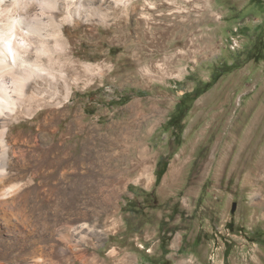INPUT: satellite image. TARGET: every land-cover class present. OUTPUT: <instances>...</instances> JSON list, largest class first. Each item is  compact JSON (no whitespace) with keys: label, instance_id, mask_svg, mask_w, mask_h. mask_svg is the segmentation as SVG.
Wrapping results in <instances>:
<instances>
[{"label":"rangeland","instance_id":"obj_1","mask_svg":"<svg viewBox=\"0 0 264 264\" xmlns=\"http://www.w3.org/2000/svg\"><path fill=\"white\" fill-rule=\"evenodd\" d=\"M116 1L89 0L91 25H65L93 69L59 132L41 117L14 128L30 135L15 156L45 161L12 171L32 225L57 204L67 214L35 224L48 251L37 262L264 264V0H129L125 20ZM18 221L0 234V264L30 255L31 223Z\"/></svg>","mask_w":264,"mask_h":264},{"label":"bare ground","instance_id":"obj_2","mask_svg":"<svg viewBox=\"0 0 264 264\" xmlns=\"http://www.w3.org/2000/svg\"><path fill=\"white\" fill-rule=\"evenodd\" d=\"M88 1L89 0H0V234L1 232H11V229L17 225L12 222L13 218H16V222L19 220L23 227L28 226H24L27 219L29 223H31V219L35 218V216L28 218L29 215L26 210L29 209V202L25 199L26 197L23 198V196H26L24 192L25 186L23 183L17 184L14 182L12 171L17 168L26 169L36 165L43 166L45 162L41 159L37 162H31L26 159L20 160V158L15 156L17 153H15V146L17 147L22 143L28 142L30 138L29 134L22 131L14 132L16 123L41 117L42 119H40L41 121L38 123V128L45 130V128L52 126V133L57 134L59 132V121H61L64 114L63 107L66 106V103L71 101L74 88L77 87L78 82L86 79L93 69L92 65L84 63L75 57L74 54L76 52L74 53L72 49L68 48L69 42L66 39L65 33L66 24H69V26L79 24L82 18H84L85 22H88V25H91L90 21L95 13L92 8L85 7ZM129 2V0H117L115 8L112 9L113 11L115 10L113 12L115 16L125 20L126 8L123 10V13L121 12V15L116 11V8H124ZM97 11L100 10L97 8ZM110 12H102L103 14H101L104 16V25L107 21V17L110 16ZM74 40L75 38H72L70 42ZM75 117L78 119L76 115ZM255 128L256 127H253V130H259ZM66 135L62 134V138ZM59 149L60 143H57L49 150L54 152L59 151ZM35 151L41 156L47 153V150L44 152L43 149H37ZM71 158L73 159V157ZM27 194L29 195V193ZM32 204L39 207L37 202H33ZM62 205H64V203ZM8 208H14L16 211L18 210L19 213L22 212V215L23 213L27 215L21 218L20 214L17 215L18 213H9ZM64 209L65 208L62 206L61 210L59 204H57L56 209L48 210L50 214L45 213V215H42V211L36 223L38 225H43L45 228L44 230H46L47 226L49 227L53 221H57V219L60 218H58V216L61 214L64 215ZM34 210L35 207H33V211ZM58 211H60V213L57 215ZM13 212L15 211L13 210ZM64 216L66 219L67 214ZM64 216L62 218H64ZM35 224H30L31 231H29V240H27L26 244L28 245L27 250L30 252L29 257L16 253L13 257H9V260L12 262L9 261L11 264H39L37 262L38 259L43 253L45 254V252H48L41 247L42 240H40V235L37 236V232L39 231ZM66 229L67 231L64 229L66 232H63V235L60 232V239L71 245L74 236L79 231L76 230L74 225H68ZM51 230L53 229L51 228ZM45 232H47V230ZM13 247L14 246H12V248ZM13 251L11 250V252ZM23 252L25 253V251ZM52 252L53 248H51L47 256H51L55 250L53 253Z\"/></svg>","mask_w":264,"mask_h":264},{"label":"trees","instance_id":"obj_3","mask_svg":"<svg viewBox=\"0 0 264 264\" xmlns=\"http://www.w3.org/2000/svg\"><path fill=\"white\" fill-rule=\"evenodd\" d=\"M172 121H173V119H172ZM165 168H166V166H163V168H159V170H158V176L159 177H161L165 173ZM157 183H158V181H157Z\"/></svg>","mask_w":264,"mask_h":264},{"label":"water","instance_id":"obj_4","mask_svg":"<svg viewBox=\"0 0 264 264\" xmlns=\"http://www.w3.org/2000/svg\"><path fill=\"white\" fill-rule=\"evenodd\" d=\"M235 210H236V204L233 205L232 212H235Z\"/></svg>","mask_w":264,"mask_h":264}]
</instances>
